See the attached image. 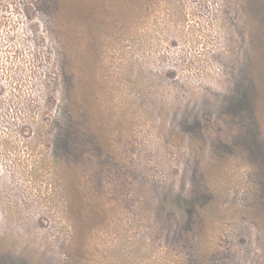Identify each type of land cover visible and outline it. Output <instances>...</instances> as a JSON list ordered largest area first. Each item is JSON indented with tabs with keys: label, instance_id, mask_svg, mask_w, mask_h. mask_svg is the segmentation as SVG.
<instances>
[{
	"label": "rangeland",
	"instance_id": "1",
	"mask_svg": "<svg viewBox=\"0 0 264 264\" xmlns=\"http://www.w3.org/2000/svg\"><path fill=\"white\" fill-rule=\"evenodd\" d=\"M48 1L0 0V264H264V0H140L102 27L72 189Z\"/></svg>",
	"mask_w": 264,
	"mask_h": 264
},
{
	"label": "trees",
	"instance_id": "2",
	"mask_svg": "<svg viewBox=\"0 0 264 264\" xmlns=\"http://www.w3.org/2000/svg\"><path fill=\"white\" fill-rule=\"evenodd\" d=\"M140 0H50L47 7L51 10L58 26V38L61 49L56 57L59 86L63 96V116L57 114L50 134V161L58 173L64 175L67 186L72 189L73 170L70 159L77 155L84 128L92 123L94 104L90 93L94 90V64L97 62L96 36L102 27L115 22L123 15L132 14ZM118 20V19H117ZM76 39L80 41L76 42ZM42 64L46 63L43 54L39 56ZM79 72H82L79 74ZM78 75L84 76L81 92L78 93ZM43 81L49 82L47 75ZM58 83V80H57ZM196 121V120H195ZM193 121L196 125L197 123ZM192 123V125H193Z\"/></svg>",
	"mask_w": 264,
	"mask_h": 264
}]
</instances>
